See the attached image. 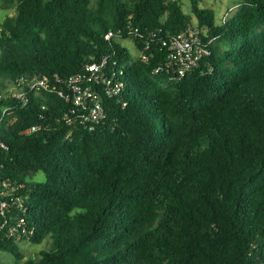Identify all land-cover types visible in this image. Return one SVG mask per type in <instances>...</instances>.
<instances>
[{
    "label": "trees",
    "instance_id": "16d2710c",
    "mask_svg": "<svg viewBox=\"0 0 264 264\" xmlns=\"http://www.w3.org/2000/svg\"><path fill=\"white\" fill-rule=\"evenodd\" d=\"M2 1L0 81L48 86L0 96V249L24 259L21 236L44 243L21 264H264V0L224 20L190 0L197 23L181 0ZM189 25L212 54L156 72ZM108 54L120 92L94 129L70 123L64 80Z\"/></svg>",
    "mask_w": 264,
    "mask_h": 264
},
{
    "label": "built area",
    "instance_id": "2783aa9c",
    "mask_svg": "<svg viewBox=\"0 0 264 264\" xmlns=\"http://www.w3.org/2000/svg\"><path fill=\"white\" fill-rule=\"evenodd\" d=\"M134 30L136 34L142 35L138 28ZM113 36V31L106 34L108 39ZM167 37L168 40H164V44L169 46L166 62L159 65L155 71H166L171 79L181 78L199 68L202 60L212 54L210 45L214 38L204 40L200 31L193 25H189L179 33L168 34ZM148 47L149 44L146 48ZM109 57V54L105 55L100 61L90 64L86 71L74 74L64 80L68 89L62 92V95L74 103L72 109L74 117H71L69 113L65 115V119H68L70 123L78 120L90 129H94L96 124L106 117L103 96L112 97L121 90L120 82L115 81L113 77L107 74ZM143 57L148 58L145 54ZM15 84L17 88L10 90L5 96H15L27 100L29 91L40 92L42 88H47L48 80L38 76L33 79L22 77ZM39 128L40 125H33L27 129V132ZM16 227L14 226L12 233Z\"/></svg>",
    "mask_w": 264,
    "mask_h": 264
},
{
    "label": "rangeland",
    "instance_id": "374dc122",
    "mask_svg": "<svg viewBox=\"0 0 264 264\" xmlns=\"http://www.w3.org/2000/svg\"><path fill=\"white\" fill-rule=\"evenodd\" d=\"M185 11L190 14L197 23V17L193 14L190 0H181ZM241 0H201L200 6L204 8H213L217 11L218 19L224 20L230 17H234L239 10V5ZM3 1L0 0V27L4 19L12 14L9 9L3 8ZM116 39L126 46L131 54L137 58L142 55V50L137 45L136 41L131 36L118 35ZM1 52V50H0ZM121 71V69H120ZM17 88L14 82L9 81H0V96L8 93L10 90ZM31 181H45L46 174L41 171L36 176L29 177ZM20 248L24 252L25 258L18 260L12 253L0 249V264H21L24 260L29 257L37 256L40 252V249L43 247V244L34 243L29 239H22L20 237Z\"/></svg>",
    "mask_w": 264,
    "mask_h": 264
}]
</instances>
